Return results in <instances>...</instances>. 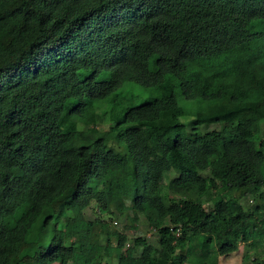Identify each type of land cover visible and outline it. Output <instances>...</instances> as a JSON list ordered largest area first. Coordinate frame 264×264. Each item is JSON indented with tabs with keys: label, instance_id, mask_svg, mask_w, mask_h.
Returning <instances> with one entry per match:
<instances>
[{
	"label": "trees",
	"instance_id": "trees-1",
	"mask_svg": "<svg viewBox=\"0 0 264 264\" xmlns=\"http://www.w3.org/2000/svg\"><path fill=\"white\" fill-rule=\"evenodd\" d=\"M263 122L264 0H0V264L258 247ZM89 209L110 238L104 217L142 213L159 247L102 245Z\"/></svg>",
	"mask_w": 264,
	"mask_h": 264
},
{
	"label": "rangeland",
	"instance_id": "rangeland-1",
	"mask_svg": "<svg viewBox=\"0 0 264 264\" xmlns=\"http://www.w3.org/2000/svg\"><path fill=\"white\" fill-rule=\"evenodd\" d=\"M107 76V75H105ZM126 89V88H125ZM140 90H142V87H139ZM178 101L180 105L186 107V108H195V102L187 101L184 97L178 96ZM187 122L192 123L194 121V117L190 116L186 119ZM99 128H103V124H99ZM262 137H264V122L262 123ZM131 165H134V162H131ZM132 167V166H131ZM205 175V174H204ZM168 177H173V174H168ZM244 205H248L246 201H243ZM207 209L209 211L213 210V205L208 204ZM131 217L136 219V222L133 223L132 219L122 218L118 220L117 218L112 217H104L103 219L106 220V223L110 226V230L112 231V238L108 236L105 232H102V226L96 222V215L93 210L89 209L86 211V218L88 221H91L94 223L93 231L94 233L99 237L101 240L102 245H106L107 243H111L112 247L117 248L118 247V239L119 238H125L126 239V245L123 251H125L128 247L133 245V242L135 239L138 238H144L148 243L159 247L160 243V236L159 233L156 230H152L144 218V215L142 213L131 211ZM244 225L247 224V221L245 220ZM243 227V226H242ZM241 227V228H242ZM61 229L66 231L67 234V240L71 241V233L72 229L71 226L67 222L61 223L60 226ZM264 229L262 227H259L256 230V240H259L261 236L263 235ZM141 249H138L140 251ZM106 263L108 264H116L118 259L117 256L114 253H111L109 256L107 255ZM257 259H259L260 264H264V243L259 244L258 247H253L252 238L250 236L243 232V237L240 241V249L239 251L234 254L233 256L229 258L221 257L219 259V264H256Z\"/></svg>",
	"mask_w": 264,
	"mask_h": 264
},
{
	"label": "built area",
	"instance_id": "built-area-1",
	"mask_svg": "<svg viewBox=\"0 0 264 264\" xmlns=\"http://www.w3.org/2000/svg\"><path fill=\"white\" fill-rule=\"evenodd\" d=\"M177 235L180 236V231H178Z\"/></svg>",
	"mask_w": 264,
	"mask_h": 264
}]
</instances>
